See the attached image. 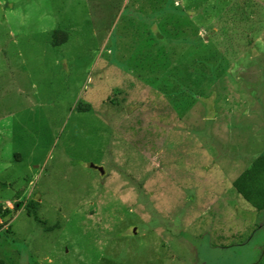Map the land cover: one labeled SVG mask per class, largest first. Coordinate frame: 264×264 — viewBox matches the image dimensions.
<instances>
[{
  "label": "rangeland",
  "instance_id": "1",
  "mask_svg": "<svg viewBox=\"0 0 264 264\" xmlns=\"http://www.w3.org/2000/svg\"><path fill=\"white\" fill-rule=\"evenodd\" d=\"M263 158L264 0H0V261L264 264Z\"/></svg>",
  "mask_w": 264,
  "mask_h": 264
},
{
  "label": "trees",
  "instance_id": "2",
  "mask_svg": "<svg viewBox=\"0 0 264 264\" xmlns=\"http://www.w3.org/2000/svg\"><path fill=\"white\" fill-rule=\"evenodd\" d=\"M175 9L177 10L179 9V7H176ZM239 10L242 11L241 9ZM174 11H175L174 8H170L167 11V13H165L166 15L163 17V20L161 21V24H160L161 27H160L159 32L156 33V35H154L153 37L150 36L149 39L146 41L148 57L151 59L152 62H156L155 67H159V68L167 67L173 61V59H175L176 57H179L183 53L185 48H188V47L190 48L194 44L198 45L195 39L197 38L199 34L198 33L199 27L196 26L194 16L191 20V17H190L191 15L189 14L188 11L187 13H186V10H180L179 13H174ZM60 33L62 32L60 31L56 32L54 37H56ZM178 38H181L184 41L182 47L179 48L181 50L180 52L177 51V47L174 41ZM64 40H68L67 36H65ZM64 42H67V41H64ZM61 43H63V41L60 42L59 40L54 39V42H53L54 46H59ZM146 70H147V76L154 73L153 69L149 67L146 68ZM78 109L80 111H91L92 107L91 105L79 104ZM263 159H261L260 162L264 161ZM260 162L256 161L254 165L257 167L259 166L258 163ZM243 176H246V175H243ZM234 187H235V183H234ZM236 189L238 190V194L241 197H243V199L246 202H248L249 195L244 193L242 189H239V187H236ZM39 207L40 206L37 201L36 202L31 201L29 203V211L31 215L32 216L34 215L37 219H39ZM253 207L255 211L258 212L259 207L258 208L256 206H253ZM261 211L264 212V207L261 209ZM8 212L9 211H7V213ZM46 230L50 232L52 230V227H49V229L46 228ZM0 264H5V263L3 261H0Z\"/></svg>",
  "mask_w": 264,
  "mask_h": 264
}]
</instances>
